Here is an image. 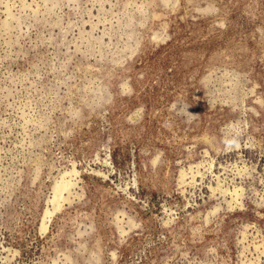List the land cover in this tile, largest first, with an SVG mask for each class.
Wrapping results in <instances>:
<instances>
[{"label": "rangeland", "instance_id": "obj_1", "mask_svg": "<svg viewBox=\"0 0 264 264\" xmlns=\"http://www.w3.org/2000/svg\"><path fill=\"white\" fill-rule=\"evenodd\" d=\"M0 264H264V0H0Z\"/></svg>", "mask_w": 264, "mask_h": 264}, {"label": "bare ground", "instance_id": "obj_2", "mask_svg": "<svg viewBox=\"0 0 264 264\" xmlns=\"http://www.w3.org/2000/svg\"><path fill=\"white\" fill-rule=\"evenodd\" d=\"M198 172H199V171H198ZM182 178H183V177H182ZM66 182L68 183L67 180H66ZM66 182H65V183H66ZM72 182H73V181H72ZM58 183H59V182H58ZM67 183H66V184H67ZM61 184H62V183H61ZM75 184H76V183H75ZM68 185H69V184H68ZM68 185H67V186H68ZM67 186H66V187H67ZM56 187H57V186H56ZM69 187H70V185H69ZM71 188H72V187H71ZM63 189H64V187L62 186V187L59 188V191H64V192H65V190L67 191L66 188H65L64 190H63ZM75 189H76V188H75ZM68 190H70V188H69ZM56 191H57V190H56ZM67 192H68V191H67ZM54 193L56 194L57 192H54ZM58 195H59V194H58ZM60 195H61V194H60ZM65 195H66V194H65ZM55 196H57V195H55ZM57 197H59V196H57ZM62 197H63V196H62ZM64 197H65V196H64ZM64 197H63V198H64ZM69 197H70V196H69ZM74 198H75V196H74ZM54 199H56V198H54ZM61 199H62V198H61ZM70 199H71V198H70ZM66 200H68V197H67ZM68 201H69V200H68ZM49 202H50V201H49ZM69 202H71V201H69ZM56 203H57V202H56ZM60 203H61V202H60ZM61 204H64V203H61ZM53 205H55V203H54ZM58 205H60V204H59V201H58ZM52 208H53V207H52ZM48 209H49V208H48ZM54 209H55V208H54ZM50 211H51V210H50ZM58 211H60V210L58 209ZM56 212H57V211H56ZM46 216H47V215H46ZM50 217H51V216H50ZM47 218H48V217H47ZM45 226H46V225H45ZM42 228H43V226H42Z\"/></svg>", "mask_w": 264, "mask_h": 264}]
</instances>
